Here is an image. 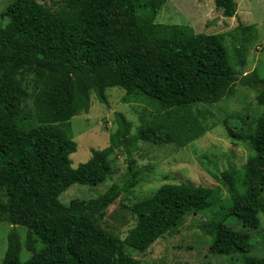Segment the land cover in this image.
I'll use <instances>...</instances> for the list:
<instances>
[{
    "label": "trees",
    "instance_id": "trees-1",
    "mask_svg": "<svg viewBox=\"0 0 264 264\" xmlns=\"http://www.w3.org/2000/svg\"><path fill=\"white\" fill-rule=\"evenodd\" d=\"M49 1L57 6L48 0H12L0 13V187L7 194L0 199V222L25 226V247L32 253L21 259L23 242L12 230L2 264H144L127 248L146 251L179 229L186 215L206 209L220 188L162 184L134 204L138 223L120 239L103 225L108 208L151 176L137 166L133 145L142 140L185 147L206 131L187 108L219 102L234 93L237 82L257 90L263 112L251 132L227 130L233 139L249 142L255 155L242 172L221 173L230 194L227 210L204 231L212 237V252L247 254L248 230L233 229L225 219L237 216L256 229L264 213V78L256 69L238 75L222 35L156 22L167 0ZM215 5L226 17L237 13L236 0H215ZM31 82L35 92L29 106ZM111 86L123 87L133 98L146 96L156 107L150 117L141 116L135 134L132 121L118 112L109 145L93 149L74 167L71 154L78 144L70 120L89 109L92 91L109 104ZM122 146L128 153L123 178L97 198L61 202L74 183L107 181L110 156ZM244 264H264V258L246 255Z\"/></svg>",
    "mask_w": 264,
    "mask_h": 264
},
{
    "label": "rangeland",
    "instance_id": "rangeland-1",
    "mask_svg": "<svg viewBox=\"0 0 264 264\" xmlns=\"http://www.w3.org/2000/svg\"><path fill=\"white\" fill-rule=\"evenodd\" d=\"M12 0H0V13ZM59 1V0H56ZM237 13L232 17L223 15L215 0H167L155 21L191 26L195 32L222 35L228 47L232 63L238 74H250L257 70L264 78V0H236ZM49 4L57 6L48 0ZM4 23L8 20L3 19ZM245 28H241L239 25ZM249 28V29H248ZM28 105H33L34 86L29 84ZM109 104L102 103L92 91L88 110L78 112L71 120L73 138L77 151L71 154L72 164L77 167L86 162L93 149L109 145L110 135L118 128L117 113H123L132 121V134L141 124V116L150 117L156 104L146 96L133 98L120 86L106 90ZM258 92L237 82L234 93L216 103H197L186 111L202 123L206 131L185 147L175 143L154 144L138 141L133 145L132 155L138 167L151 173L149 180L140 182L131 192L121 195L109 208L103 225L111 233L124 239L138 223L134 204L154 192L165 183H195L211 188H220L218 197L212 198L208 207L200 212L186 215L179 229L171 230L157 239L146 251L127 248V251L144 264H244L246 255L264 258V213H259L260 225L248 229L237 216H228L225 224L236 230H248L251 250L246 254L234 250L230 253H215L210 249L212 237L204 227L214 217H222L229 201L228 188L221 173L229 168L243 171L244 165L254 157L249 142L233 139L227 126L243 133L256 128V120L263 112L257 100ZM132 145V144H131ZM111 177L98 185L74 183L64 191L60 200L69 204L75 198H97L109 186L126 173L128 153L126 148H117L110 156ZM264 198V192H263ZM0 199L6 200V190L0 187ZM14 230L23 242L20 257L23 261L31 256L25 247L27 228L8 221L0 222V264L8 246V235ZM37 248L42 242H37Z\"/></svg>",
    "mask_w": 264,
    "mask_h": 264
},
{
    "label": "water",
    "instance_id": "water-1",
    "mask_svg": "<svg viewBox=\"0 0 264 264\" xmlns=\"http://www.w3.org/2000/svg\"><path fill=\"white\" fill-rule=\"evenodd\" d=\"M239 76H242L243 74H238Z\"/></svg>",
    "mask_w": 264,
    "mask_h": 264
}]
</instances>
